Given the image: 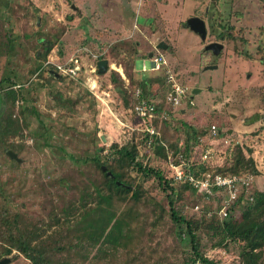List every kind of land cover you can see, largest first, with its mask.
<instances>
[{"label": "rangeland", "instance_id": "374dc122", "mask_svg": "<svg viewBox=\"0 0 264 264\" xmlns=\"http://www.w3.org/2000/svg\"><path fill=\"white\" fill-rule=\"evenodd\" d=\"M194 15L206 23L208 33L204 42L184 26V21ZM220 32L224 37L217 35ZM4 33L14 37L12 53L4 57L0 65V76L4 78L12 76L26 85L35 81L38 75L32 73L31 68L37 65L36 52L43 49L38 42L41 36L53 43L44 65L48 63L59 70L56 65L66 67L68 60L78 55L79 65L80 62L89 63L81 72L79 68L74 77L50 81L46 87L32 92V104L42 115L50 114L47 123L53 128V147H37L26 135L19 162L0 157V185L4 186L0 211L9 216L19 214L20 231L21 221L32 222L28 229L33 232L34 243L43 242L52 262L190 264L184 263L192 255L190 244L177 236L162 186L155 178L143 179L132 169H123L126 172L123 179L133 187L140 186L141 201L135 202L131 193H127L122 201L116 203L113 199L111 206L101 205L104 209L116 210L126 222L122 226L123 233L127 234L123 238L126 246L110 249L106 259L98 262L89 260L90 256L82 258L80 244L76 243L82 231L81 213L99 205L96 188L106 180L95 166L84 165L79 160L85 142L90 140L91 130L96 129L95 144L100 156H107L113 143L133 142L137 145L139 161L171 177L167 158L156 153L153 143L148 145L144 137L145 124L131 110L136 101L135 91L141 88L137 86L140 78L146 75L155 79L164 75V70L146 74L140 71L143 65L149 70L150 59L145 54L160 41L167 46L161 51L168 68L185 88V96L178 107L167 103L165 89L160 84L149 88L156 91L153 99L159 106L153 125L163 143L169 145L165 147L175 163H179L180 156L173 151L179 153L184 148L181 123L186 122L197 130H206L192 147V158L198 162L201 151L213 148L218 158L215 161L219 160V163L213 164V160L206 163L207 168L198 164V175L205 170L229 174L234 152L240 148L246 157L252 158L256 170V173L251 168L240 171L254 177L248 192L264 188L262 0H0V40ZM211 41L224 45L217 57L203 50L204 44ZM81 48L88 49L94 57L99 54L107 59L109 70L105 74H98L97 69L90 71L95 65L86 54L80 61ZM136 48L139 54L131 67L129 55ZM210 64L217 68L205 69ZM119 68L126 78L121 77L123 85L110 78ZM118 87L127 88L126 92L120 93ZM194 89L199 91L194 93ZM92 99L94 105H91ZM58 100L70 103L58 107ZM27 110L30 127L42 131L34 114ZM162 115L165 117L161 118ZM52 119L58 120V124L53 126ZM212 125L216 128L217 140L210 138ZM219 137L226 138L228 143ZM180 147L182 149L177 151ZM69 154L77 160H71ZM182 158L188 159V156ZM108 188L116 197L109 183ZM174 188L176 211L194 222L212 217L238 219L244 206L251 201L242 196L230 207L227 216H222L219 195L204 196L179 183L174 184ZM82 205L87 206L82 208ZM98 213L90 211L86 216L94 217ZM197 234L200 251L206 257L218 264L240 263L242 243L227 240L222 246L216 245L218 236L202 226L198 227ZM5 243L0 240V249ZM56 244L62 247V252L53 250ZM69 248H72L71 253ZM3 258H10L6 264H31L17 250ZM259 264H264V252Z\"/></svg>", "mask_w": 264, "mask_h": 264}, {"label": "trees", "instance_id": "16d2710c", "mask_svg": "<svg viewBox=\"0 0 264 264\" xmlns=\"http://www.w3.org/2000/svg\"><path fill=\"white\" fill-rule=\"evenodd\" d=\"M262 1L264 2V0ZM213 27L214 25L211 24L210 31L212 32L214 31ZM217 35L222 37L223 32H220ZM225 35L227 34L225 33ZM227 36L229 37L230 35ZM1 39L3 40H0V65L2 59L12 53L14 37H11L9 33H4ZM38 42L41 43L43 49L41 52L40 50L36 52L35 59L37 65L31 68V72H35L38 75H36L37 78L35 81L26 85L23 82L20 83L19 80L14 79L12 76L5 78L0 76V157L5 158L10 162H16V160L11 159L6 152L12 150L19 158V154L24 146L23 139L26 135L34 140L37 147L50 148L52 146L51 139L54 136L52 133L53 128H50L47 123L50 114L42 115L32 104V92L46 87L50 81L60 82L64 76L74 77L73 74L70 73H61L54 66L53 68L51 65H47L48 63L46 64L47 66L44 65L47 54L53 47V43H51L50 40L45 39L43 36L38 38ZM135 45H137L136 42ZM87 51L88 49L85 48L80 49V61H82V55L86 54L87 58L91 57V63L95 65V69H97V61L105 58L99 56V54H97V57H94L89 54V51ZM138 54L139 50L136 48L134 53L129 55L130 64H132L131 67H133L134 60ZM147 54L148 52L145 55ZM78 56H75L74 58L77 59L79 63ZM82 63L83 62H80V72L82 71V67H86L89 64ZM71 65L73 66L74 63L71 62ZM46 75L48 78H46ZM45 78L46 82H43ZM110 78L114 83L119 82L120 85H123L121 76L118 72H112ZM154 84H160V86L165 89V92H167V84L164 75L163 77H156L155 79L143 75L137 84V86L143 89V92H141L142 98L153 99V97L156 96V91L149 90ZM118 88L120 93H125L127 89H124L123 87ZM86 95L89 96L88 93H86ZM69 103L70 102L67 100L62 102L58 100L57 106L61 107L63 105H68ZM94 103L95 100L92 99L91 105H94ZM27 109H30L32 114H34L37 122L42 127V131L37 127H30V123L27 120ZM155 109L157 113L159 110L157 103ZM52 123L54 126V123L58 124V120L54 119ZM181 125L185 135L182 143L184 148L179 153L175 151H173V153L174 155L179 154V156H188V159H190L193 152L192 147L200 141V138L203 137L206 130H197L194 125L186 122H182ZM95 132L96 129L89 132L90 140L85 142L86 145L82 148L79 160L80 163L84 165L95 166L106 180L101 187L96 188V193L100 200L99 205L95 204L94 209L90 208V211L97 210L99 213L95 214L94 217L89 218H87L86 215H89L90 211L85 210L81 213L80 223H82V231L80 233V241L76 243L80 244V255L82 258L86 259L87 256H90L91 258L89 260H98L99 262L106 259V253H108L110 249L114 251L117 250L119 246H126V241L123 238L126 237L127 234L125 236L122 227L126 222L118 216L119 213L116 210L110 208L104 209L101 205L111 206L113 199L116 200V203L122 201L124 200V197L127 196L123 195L127 193H131L130 195L135 202L139 203L141 201V194L143 195V192L140 186L137 185L133 187L131 184H126L123 179L126 175V172H123V169H132L137 174L141 175L143 179L155 178L165 191L168 205L170 207V217L175 223L177 236L181 240H188V243L190 244L192 255L190 254L191 256L189 259L185 260L184 263L218 264L214 260L206 257L200 251L197 230L199 226H202L211 231L212 235L218 236V242L216 245L222 246L227 240L233 242L239 241L242 243L239 264H259L264 252V188L262 190L251 191L250 196L252 197V200L248 201L244 206L241 216L238 219L234 220L228 217L224 220H218L217 218L212 217L209 220L202 218L200 221L194 222L193 220L186 219L184 216L180 215L175 209V188L172 177L168 178L163 175L159 169L139 161L137 159L138 149L136 144L133 142L126 145L113 143L111 145V152H109L107 156L102 157L95 144L98 139ZM219 133L221 132L219 131ZM144 134L146 142H151L152 140L151 144L153 143L156 153H160L162 157L168 159L170 154L168 153V147H165L167 143L164 144L163 139L159 137V135L150 136L147 132H144ZM15 140L20 141L22 144ZM181 149L182 148L180 147L177 151ZM69 157L73 161L77 160L73 154H69ZM103 167L105 169H103ZM247 168H251L252 171L256 173V170L253 169L252 158L250 156L246 157L240 148L236 149L234 152L233 165H231L228 170L232 174H238L242 173L240 172L241 169L245 170ZM108 183L113 186V192L116 193V197L111 190H109ZM104 185H106L107 188ZM180 185L192 189L185 183H180ZM3 193L4 186L0 185V196H3ZM86 206L87 205H82L81 207L86 208ZM18 218H20L19 214L9 216L5 212L2 213L0 211V240L6 241V243L1 246L0 259L4 255H9L13 250H17L27 258L31 264H78L77 262L67 261H61L59 263L52 262L49 259V256L46 255L45 251H47V249L44 247L43 242H40V244H36V242L34 243V239L32 238L33 232L28 229L33 223H23L19 220L23 226L20 228V231L18 230ZM130 229H132V227H130ZM4 235L6 236L4 237ZM59 247L60 246L56 244L52 248L60 253L63 250L62 247L61 249ZM68 251L71 253L72 248H69ZM91 252L94 253L91 254ZM131 264H133V262Z\"/></svg>", "mask_w": 264, "mask_h": 264}, {"label": "built area", "instance_id": "2783aa9c", "mask_svg": "<svg viewBox=\"0 0 264 264\" xmlns=\"http://www.w3.org/2000/svg\"><path fill=\"white\" fill-rule=\"evenodd\" d=\"M86 49V48H85ZM95 56V55H94ZM150 59L149 70L142 66L141 72L146 74L150 71H160L164 70L165 82L167 84L166 101L168 104L178 107L181 104L182 98L185 96V88H183L177 81L174 72L167 67V62L162 54L156 52L152 54ZM71 62L74 65H71ZM67 66L56 65V67L65 73L76 74L79 70L80 65L78 60L74 57L70 58L67 62ZM70 63V64H69ZM119 75L126 80L125 75L121 68L115 69ZM90 71H95V68H91ZM136 102L131 109L135 116L140 119L145 124L144 132H147L150 136L159 135L158 130L153 125L156 113V102L153 99L142 98L141 91L139 88L135 91ZM165 116H161L164 118ZM215 126H211V136L210 138L217 139V132L215 131ZM225 143H228L226 138L223 139ZM152 142V140H151ZM147 141L148 145L151 143ZM191 156L190 159H184L180 155L179 163H175L171 155L168 156V165L172 169V180L173 183H185L189 185L193 190L197 191L204 196L219 195L222 200V207L220 209V214L222 216H227L230 211V207L236 204L242 196H247L252 200L250 196L251 192H248L251 183H253V175L248 172L232 174L223 172H209L208 170L197 173L198 164H203L205 168L206 163L213 160L214 163H219L215 161V151L213 148H206L201 151L199 160L196 162Z\"/></svg>", "mask_w": 264, "mask_h": 264}, {"label": "water", "instance_id": "95a60500", "mask_svg": "<svg viewBox=\"0 0 264 264\" xmlns=\"http://www.w3.org/2000/svg\"><path fill=\"white\" fill-rule=\"evenodd\" d=\"M184 26L187 27L190 31H192L194 34H196L201 42H204L207 37V26L205 21L200 18L199 16H190L184 21ZM166 44L163 41H160L157 45L156 48L165 50L166 49ZM223 44L218 41H211L206 44H204V51L211 52L215 57H217L221 50L223 49ZM149 57L152 56V53L148 54ZM212 68H217V65L215 64H210L205 66V69H212ZM109 70L108 66V60L107 59H100L97 61V73L98 74H105ZM198 89H194L193 92H198ZM103 140L105 138L103 137ZM6 154L13 160L20 161L19 158L17 157L16 153L13 152L12 150H8ZM103 169H105L103 167ZM10 258H3L0 260V264H6Z\"/></svg>", "mask_w": 264, "mask_h": 264}, {"label": "crops", "instance_id": "0c3cea01", "mask_svg": "<svg viewBox=\"0 0 264 264\" xmlns=\"http://www.w3.org/2000/svg\"><path fill=\"white\" fill-rule=\"evenodd\" d=\"M195 16V15H194ZM201 18V17H200ZM190 31V30H189ZM190 32H192V31H190ZM193 33V32H192ZM207 33H208V29H207ZM196 35V34H195ZM197 36V35H196ZM198 37V36H197ZM224 46V45H223ZM162 49H158V48H156V44H154L153 45V48H152V50H150V51H148V54L149 53H152V54H154V53H156V52H159L160 54H162V51H165V50H162ZM223 50V49H222ZM221 50V51H222ZM221 53V52H220ZM148 54H147V57L149 58V56H148ZM163 55V54H162ZM164 56V55H163ZM219 56V55H218ZM165 58V57H164ZM166 60V59H165ZM167 62V61H166ZM108 66H109V64H108ZM167 67H168V64H167ZM123 71V70H122ZM218 139H224L223 137H219ZM214 140H217V139H214Z\"/></svg>", "mask_w": 264, "mask_h": 264}]
</instances>
